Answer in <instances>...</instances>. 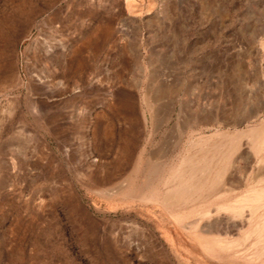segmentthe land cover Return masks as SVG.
<instances>
[{"label":"rangeland","instance_id":"obj_1","mask_svg":"<svg viewBox=\"0 0 264 264\" xmlns=\"http://www.w3.org/2000/svg\"><path fill=\"white\" fill-rule=\"evenodd\" d=\"M249 128L264 0H0V264H264L183 230L264 185V150L236 149L233 195L161 204L194 141Z\"/></svg>","mask_w":264,"mask_h":264},{"label":"bare ground","instance_id":"obj_2","mask_svg":"<svg viewBox=\"0 0 264 264\" xmlns=\"http://www.w3.org/2000/svg\"><path fill=\"white\" fill-rule=\"evenodd\" d=\"M84 46L89 53L90 43L86 41ZM244 140L254 155L264 150V132L259 129L214 132L194 141L191 145L193 151L170 168L164 182L167 192L161 200L162 206L170 208L196 201L203 194L217 188L219 193L223 192L222 195H233L237 187L233 182H224V177L228 166L232 165L230 162L233 154ZM149 177H152V173ZM155 196L152 191L148 194L149 199ZM229 204L227 207L217 206L215 211L196 213L195 222L183 226V230L201 228L199 232L203 235L200 241L204 244L205 253H215V250L223 253L232 251L235 256L252 239L250 247L259 246L255 255L259 258L264 256V185L247 188L246 191L233 196ZM229 207L232 210H229ZM211 219L213 221L209 222Z\"/></svg>","mask_w":264,"mask_h":264}]
</instances>
